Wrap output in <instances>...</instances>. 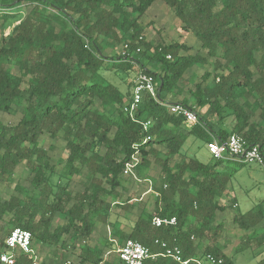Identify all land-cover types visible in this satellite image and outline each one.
I'll list each match as a JSON object with an SVG mask.
<instances>
[{"label": "trees", "instance_id": "16d2710c", "mask_svg": "<svg viewBox=\"0 0 264 264\" xmlns=\"http://www.w3.org/2000/svg\"><path fill=\"white\" fill-rule=\"evenodd\" d=\"M156 1L0 0L7 30L0 41V112L17 106L21 114L16 123L0 119V181L13 182L24 162L32 174L30 188L17 183L16 193L0 199V220L9 217L2 244L13 228L22 227L32 232L33 243L61 248L55 253L61 260L79 242V264H125L108 258L105 249L117 250L129 238L155 253L164 250L156 239L178 245L187 264H236L218 242L224 225L216 217L227 209L221 198L244 163L227 170L228 160L176 158L191 136L207 145L232 133L264 152V0H163L181 28L195 35L194 52L186 42L154 45L145 39L141 17ZM207 65L213 70L186 96L184 82L193 68ZM110 70L152 74L159 100L144 93L137 109L126 111L135 78L125 92L107 78ZM161 101L193 108L199 123L187 127ZM43 134L65 143L56 162L42 144ZM137 151L135 174L148 173L151 155L161 173L152 210L143 208L132 219L135 202L124 195L122 181ZM54 174L67 181L54 185ZM75 176L85 183L72 193L68 179ZM114 206L125 211L129 231L122 220L111 222ZM157 215L176 216L177 223L157 227ZM99 222L111 223L112 239L91 245ZM233 223L244 231L235 252L251 242L264 246V202L236 213ZM209 254L222 262H211ZM14 264L35 259L18 253ZM144 264L183 263L160 255Z\"/></svg>", "mask_w": 264, "mask_h": 264}, {"label": "rangeland", "instance_id": "374dc122", "mask_svg": "<svg viewBox=\"0 0 264 264\" xmlns=\"http://www.w3.org/2000/svg\"><path fill=\"white\" fill-rule=\"evenodd\" d=\"M141 22L145 25L144 37L146 40L151 41L154 45L158 43H170L172 41H185L186 43L192 44L195 48L192 52L199 47L195 35L192 32H187L181 28L179 19L175 16L174 11L163 1L157 0L149 10L141 17ZM2 20L0 19V41L6 35L7 30L1 25ZM123 46L117 48V52H123ZM213 70L209 65L201 68L194 67L193 73L188 76L185 84V95L190 96L189 90L194 87V83L201 80L202 74L206 70ZM107 78L117 84L123 91L131 90L128 88V82L132 81L134 76H128L124 72H115L113 70L106 72ZM199 111H202L199 109ZM21 114L14 106L9 112H0V119L5 123H16ZM255 119H259L256 117ZM42 144L49 151L52 156V161L56 162L59 157L64 154L65 143L62 139L50 138L48 134L42 135ZM54 145V146H52ZM158 149L162 150L161 157H163V146L158 145ZM198 157L204 161L211 160L213 158L212 153L208 149L206 143L201 138L190 137L182 148L181 153L177 156L176 160L184 157ZM138 158L141 160L140 154ZM151 164L148 173H127L123 176L122 185H124V195L133 197L135 202V208L131 211L132 219L137 216V213L145 208L149 211L153 208V203L156 198L155 185L159 182L161 173L160 167L154 162V156L149 157ZM236 162L229 161L226 163V169L230 170L235 166ZM15 180L8 183L7 181H0V199L7 200L12 194L16 193L15 186L20 183L22 186L30 188L32 174L24 163L18 165L14 173ZM67 181L61 179L58 174L52 175L51 182L54 185H58L60 182ZM69 190L72 193L80 191L84 188L85 178L83 176H75L72 179H68ZM229 191L221 198V202L227 205V209L224 212H218L216 217V223L222 222L223 228L219 235L218 242L223 245L224 252L234 259L236 264H257L261 259L264 258V246L259 247L255 242H251L248 249L235 252V247L241 241V236L244 233L236 224L233 223V216L241 212H246L253 208H256L260 203L264 202V168L256 164L244 163L240 168L235 171L234 176L231 178L229 184ZM56 188V186H55ZM57 190V189H56ZM142 197V200L140 198ZM111 222L114 219L122 220V228L126 231L130 230L131 223L126 219L125 211L121 210V207L114 206ZM9 219L6 216L0 220V245L2 244L3 238L6 236L5 221ZM111 223L105 224L102 222L97 223V229L91 236L89 243L94 245L95 243H102L106 237H111ZM197 242V239H195ZM209 240L205 239L204 243H208ZM81 244L77 243V248L70 249L67 252L65 259L61 260L59 255L61 248L38 243L34 239V259L35 264H42L46 261L48 264H79L80 257L78 251L80 250ZM108 258L118 259L119 253L117 250L111 251L107 255Z\"/></svg>", "mask_w": 264, "mask_h": 264}, {"label": "built area", "instance_id": "2783aa9c", "mask_svg": "<svg viewBox=\"0 0 264 264\" xmlns=\"http://www.w3.org/2000/svg\"><path fill=\"white\" fill-rule=\"evenodd\" d=\"M131 91V101L125 107L126 111L133 112L136 110L142 101L144 93H148L154 99L159 100L157 82L154 76L142 70L136 76ZM161 103L168 108L170 113L183 116L184 123L187 127L199 123V117L193 108L181 102L161 101ZM148 124L149 122H146L145 126ZM207 147L215 159L256 164L264 168V152L261 146L259 144L246 146L245 139L238 133L230 134L224 141L213 138L207 143ZM138 155L139 152L137 151L133 155V162L127 163L124 174L134 171V166L140 162ZM152 223L157 227L168 224L174 225L177 223V218L176 216L157 215L153 218ZM155 241L163 247L164 250L162 253L152 252L148 246L132 238L127 239L124 245L118 248L117 252L125 264H144L147 259H156L160 255L171 257L175 261L183 264L188 263V260H185L183 257L181 247L178 245H169L166 241L160 239H156ZM18 253H34L32 232L22 227L13 228L7 235L4 241L3 251L0 254V260L4 264H14ZM207 257L213 263L222 262V259H217L211 254Z\"/></svg>", "mask_w": 264, "mask_h": 264}, {"label": "crops", "instance_id": "0c3cea01", "mask_svg": "<svg viewBox=\"0 0 264 264\" xmlns=\"http://www.w3.org/2000/svg\"><path fill=\"white\" fill-rule=\"evenodd\" d=\"M182 42H185V41H182ZM187 44H189V45H192V44H190V43H187ZM190 158V157H189ZM208 161V160H207ZM132 173H135L134 171L132 172ZM132 173H130V174H132ZM125 175V174H124ZM124 186V185H123ZM125 186H124V190L123 191H125ZM156 192V191H155ZM156 194H157V192H156ZM140 200H142V197L140 198ZM155 202V201H154ZM154 204V203H153ZM136 206V205H135ZM96 229H97V226H96ZM96 231V230H95ZM110 239H112V236L111 237H106L105 239H104V241H106V240H110ZM104 241L102 242V243H104ZM81 250V249H80ZM80 250L78 251V254H79V252H80ZM118 250V249H117ZM111 251H115V250H109V249H105V255L107 256L108 254H110V252Z\"/></svg>", "mask_w": 264, "mask_h": 264}, {"label": "water", "instance_id": "95a60500", "mask_svg": "<svg viewBox=\"0 0 264 264\" xmlns=\"http://www.w3.org/2000/svg\"><path fill=\"white\" fill-rule=\"evenodd\" d=\"M2 245H4V243Z\"/></svg>", "mask_w": 264, "mask_h": 264}]
</instances>
